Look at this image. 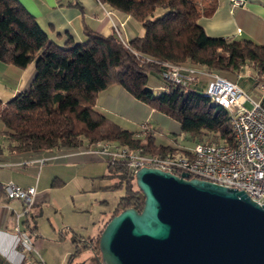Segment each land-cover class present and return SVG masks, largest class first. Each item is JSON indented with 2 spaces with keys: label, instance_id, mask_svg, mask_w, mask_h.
Masks as SVG:
<instances>
[{
  "label": "trees",
  "instance_id": "16d2710c",
  "mask_svg": "<svg viewBox=\"0 0 264 264\" xmlns=\"http://www.w3.org/2000/svg\"><path fill=\"white\" fill-rule=\"evenodd\" d=\"M99 1L131 16L144 34L126 43L118 33L104 36L87 30L86 42L76 43L69 36L60 46L18 0H0V61L19 68L35 63L29 86L5 105L0 101V119L11 130L6 138L12 153L35 159L74 154L99 142L173 153L176 149L156 142L153 130L141 135L98 111L99 94L114 85L179 122L181 131L197 143L233 144L229 112L204 94L210 77L200 74L191 86L174 85L162 77L164 64L218 74L242 89L247 82L240 83L239 77L249 69L260 81L256 89L264 83V44L210 37L198 21L215 12L217 0ZM152 74L161 75L162 88L150 85ZM180 151L186 154L188 149ZM106 163L108 176L118 178V187L126 186L125 195L106 215L113 217L128 208L141 211L144 195L133 190L135 178L126 167ZM4 193L0 185V196Z\"/></svg>",
  "mask_w": 264,
  "mask_h": 264
},
{
  "label": "crops",
  "instance_id": "0c3cea01",
  "mask_svg": "<svg viewBox=\"0 0 264 264\" xmlns=\"http://www.w3.org/2000/svg\"><path fill=\"white\" fill-rule=\"evenodd\" d=\"M18 2L35 17L49 39L60 46L64 45L69 36L76 43L86 42L87 30L104 36L118 33L126 43L144 34V28L139 22L99 0H18ZM217 4L214 13L202 16L198 21L210 37L250 39L258 44H264V0H246L245 5L237 7L232 5L231 0H217ZM34 74V62L26 68H19L0 61V101L3 105L22 93L29 86ZM150 85L155 90L162 88L161 75L152 74ZM244 90L246 91L245 88ZM96 108L125 129H128L125 125L134 126L150 122L157 113H160L118 85L111 86L99 94ZM160 114L164 116L163 113ZM165 117L170 118L166 115ZM172 127L173 124H170L169 129L163 128L173 133L178 132L176 129L181 130V127ZM9 132L11 130L0 119L2 164L0 185L14 182L24 188L36 186L37 194L30 207L21 200L9 199L7 193L0 196V264H46L40 263L36 257V253L45 243L35 215L36 211L42 212L43 208L48 206L61 210L68 199L65 193L68 184L72 185V194L79 196L82 193L83 181L89 178L84 175V169L91 168L89 176H93L95 174L92 173L93 167L103 162L107 167L104 171L107 173L105 177L111 178L108 176L110 173L108 164L104 159L95 156L57 153L56 158L39 168L32 161L47 155L35 159L18 158L10 150L11 142L6 138ZM154 136L160 145L165 142L166 146L172 144L164 132L159 134L155 129ZM27 208L29 211H26ZM52 227L57 241H64L69 237L68 230H62L58 225ZM22 237H26L29 244L22 245ZM70 238L75 245L83 240L76 234Z\"/></svg>",
  "mask_w": 264,
  "mask_h": 264
},
{
  "label": "water",
  "instance_id": "95a60500",
  "mask_svg": "<svg viewBox=\"0 0 264 264\" xmlns=\"http://www.w3.org/2000/svg\"><path fill=\"white\" fill-rule=\"evenodd\" d=\"M135 182L143 208L106 224L100 264H264V205L156 168H141Z\"/></svg>",
  "mask_w": 264,
  "mask_h": 264
},
{
  "label": "built area",
  "instance_id": "2783aa9c",
  "mask_svg": "<svg viewBox=\"0 0 264 264\" xmlns=\"http://www.w3.org/2000/svg\"><path fill=\"white\" fill-rule=\"evenodd\" d=\"M231 3L234 7L243 6L246 0H231ZM122 41L124 42L123 39ZM164 66L162 77L174 85L191 86L200 74L210 77L204 94L229 112L234 133L233 144L197 143L194 148L188 149L186 154H156L142 148L130 149L113 142H99L74 154L99 157L113 167L124 166L133 178L138 170L147 167L186 178L206 180L244 193L263 206L264 83L256 86L258 99H254L237 83L218 74H208L171 63H165ZM244 100L250 102L252 107L247 108L242 102ZM142 129L145 133L152 132L148 123L142 124ZM54 158L56 157L43 156L32 162L42 168ZM4 188L9 199L21 200L28 207L34 202L37 194L36 186L24 188L14 182L7 183ZM17 231L21 233L19 227ZM21 243L27 245L29 240L22 237Z\"/></svg>",
  "mask_w": 264,
  "mask_h": 264
},
{
  "label": "rangeland",
  "instance_id": "374dc122",
  "mask_svg": "<svg viewBox=\"0 0 264 264\" xmlns=\"http://www.w3.org/2000/svg\"><path fill=\"white\" fill-rule=\"evenodd\" d=\"M239 79L240 83L242 82L244 85L245 82H247V85L245 86L247 91L246 93H248V95L252 98L257 99L258 97L254 91V87L256 82L260 81H257L255 73L252 70L247 69L241 78L239 77ZM242 102L247 108L252 107L250 102L245 100ZM146 123H150L153 131L157 129L159 134H163L164 132V134L169 137V140L171 139L172 141V144L167 147H171L172 150L176 149L174 152L177 154H181L180 148L192 149L198 142L196 138L190 134L182 132L180 129H176L178 131L177 133H173L170 130L166 131L163 127L169 129L170 124H173V127L178 126L179 128L180 124L174 119H167L165 115L163 116L160 113H157L154 119H151L150 122L148 121ZM125 127H128L130 131L137 132L141 135L144 133L142 124H135L134 126L125 125ZM163 145L166 146L167 143L165 142ZM106 168V164L100 162V165L97 164L93 167L92 173H95L93 176H89L91 175V168L84 169V175H87L89 178L83 181L84 183L81 189L82 193L79 196L73 195L72 185L68 184L65 189L68 199L64 202L61 210L53 206H48L44 207L42 212L40 210L36 211L35 215H37V222L38 225H40L42 235H44L45 238L44 247L36 253V257L40 263L68 264L69 257L74 249L78 252L76 248L84 249V251L80 257L74 260L73 264H77L82 260H94L96 259L95 255L97 254V258L101 260L102 256L99 249L100 235L106 224L112 218V216L106 215V213L113 211L118 205L120 198L126 193L125 185L121 187L117 186V182H119L117 177H105L107 175V173H104ZM132 188L133 190L138 191L135 181L132 184ZM52 225H58L60 229L68 230L70 233L69 237H67L64 241H57V239L54 238ZM74 234L79 237L89 238V240H92L93 249L85 250L89 248H81V246L75 245L70 238ZM92 264H94V262Z\"/></svg>",
  "mask_w": 264,
  "mask_h": 264
},
{
  "label": "flooded vegetation",
  "instance_id": "af4514ba",
  "mask_svg": "<svg viewBox=\"0 0 264 264\" xmlns=\"http://www.w3.org/2000/svg\"><path fill=\"white\" fill-rule=\"evenodd\" d=\"M80 243H83V244H77L78 246H81V248L83 247H88L89 249H85V250H92L93 249V243L92 242H88L85 240L84 242V239L81 240ZM79 252H77L76 250L73 252V254L70 256L69 258V261H68V264H73L74 263V260L78 257H80L82 255V252L84 251V249H78L76 248ZM81 251V252H80ZM96 256V259H90V260H82L81 262H78L77 264H92L94 262V264H100V260L99 258H97L98 254L95 255ZM96 260V261H95Z\"/></svg>",
  "mask_w": 264,
  "mask_h": 264
}]
</instances>
